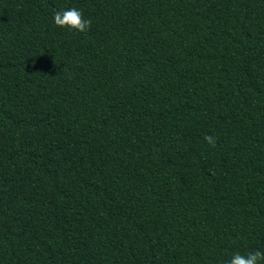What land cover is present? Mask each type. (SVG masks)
Segmentation results:
<instances>
[{
    "label": "trees",
    "instance_id": "trees-1",
    "mask_svg": "<svg viewBox=\"0 0 264 264\" xmlns=\"http://www.w3.org/2000/svg\"><path fill=\"white\" fill-rule=\"evenodd\" d=\"M71 8L89 31L55 25ZM254 250L264 0H0V264Z\"/></svg>",
    "mask_w": 264,
    "mask_h": 264
},
{
    "label": "clouds",
    "instance_id": "clouds-1",
    "mask_svg": "<svg viewBox=\"0 0 264 264\" xmlns=\"http://www.w3.org/2000/svg\"><path fill=\"white\" fill-rule=\"evenodd\" d=\"M53 18L58 27H67L69 30L77 32H87L92 25L91 18L86 19L83 13L76 8L56 11ZM204 139L208 144L215 146L216 138L214 136L207 135ZM262 262H264V251L254 250L249 251L247 255L235 253L227 264H262Z\"/></svg>",
    "mask_w": 264,
    "mask_h": 264
}]
</instances>
